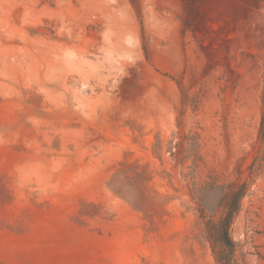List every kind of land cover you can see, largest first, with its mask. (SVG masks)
<instances>
[{
	"label": "rangeland",
	"instance_id": "rangeland-1",
	"mask_svg": "<svg viewBox=\"0 0 264 264\" xmlns=\"http://www.w3.org/2000/svg\"><path fill=\"white\" fill-rule=\"evenodd\" d=\"M264 264V0H0V264Z\"/></svg>",
	"mask_w": 264,
	"mask_h": 264
},
{
	"label": "trees",
	"instance_id": "trees-1",
	"mask_svg": "<svg viewBox=\"0 0 264 264\" xmlns=\"http://www.w3.org/2000/svg\"><path fill=\"white\" fill-rule=\"evenodd\" d=\"M236 204L219 222L217 229L211 231L209 240L212 242V249L218 264H236L235 243L230 236L229 227L233 219V214L239 206V197L243 192H236Z\"/></svg>",
	"mask_w": 264,
	"mask_h": 264
}]
</instances>
